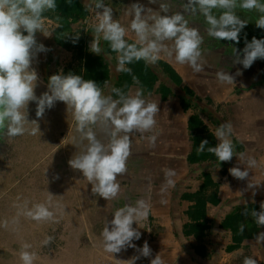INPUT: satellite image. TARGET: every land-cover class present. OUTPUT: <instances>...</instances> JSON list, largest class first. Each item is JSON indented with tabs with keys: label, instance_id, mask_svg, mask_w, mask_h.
<instances>
[{
	"label": "clouds",
	"instance_id": "clouds-1",
	"mask_svg": "<svg viewBox=\"0 0 264 264\" xmlns=\"http://www.w3.org/2000/svg\"><path fill=\"white\" fill-rule=\"evenodd\" d=\"M155 4L156 0H149ZM56 0H0V139L22 136L27 132L36 135L40 132L38 120L42 119L46 110L52 109L57 102H63L67 110H71L76 121L78 137L73 143L79 146L83 141L87 144L79 152H75L68 164L73 170H78L91 184V191L99 197L111 200L120 192L117 177L127 171V160L131 154L130 135L133 132H149L156 125V115L159 112L158 103L144 98L143 90L138 89L134 95L125 94L121 89L112 88L118 99L111 95H104L97 82L85 80L81 75L62 71L48 78L47 90L37 96L39 74L33 67V61L38 53L47 52L44 44L38 43L37 33L51 37L44 27V13L55 11ZM257 11L261 15L256 20L257 28L264 29V2L262 0H186L183 4L185 13L201 15L208 25V36L217 40L240 42V33L248 22L237 15V9ZM160 12L147 15L151 9L141 3L129 5V14L132 15L131 30L136 40L129 43L125 37L127 30L118 20L113 19V10L104 3V0H91L86 10L94 12L98 23L94 27L95 36L90 43V51L99 56L102 49L100 39L108 42L112 52L116 53L117 72L131 74L132 69L127 67L133 62L143 60L146 64H155L166 53L168 57L180 65H188L196 73L204 70L201 45L204 42L199 29L189 26V21L181 12L168 15L169 6L161 3ZM218 13V15L216 14ZM26 33V34H25ZM79 39L74 37L73 43ZM170 42V43H166ZM237 50L235 49V52ZM234 52V53H235ZM257 59H264V38L253 37L251 41L245 39L242 49V58L236 55L234 63L244 69L250 68ZM242 73L238 70L236 76ZM221 84H235V76L225 71L216 73ZM133 80L139 83L133 76ZM34 102L36 105V119L29 120L28 107ZM27 125H33L30 129ZM97 125L108 137L103 143L97 138L92 126ZM233 133L231 123H222L216 128L214 136L218 143L208 147L207 151L221 162H230L233 157L245 166L241 170L239 164L228 169L231 176L245 180L249 176V169L257 166L253 157L245 158L244 153H237L230 138ZM150 142L155 143L156 137L151 136ZM207 139L200 142L197 152L205 151ZM175 171L168 169L165 173L168 185H174L170 177ZM256 184L248 183V188ZM52 194H50L51 197ZM255 195V192H253ZM149 205L138 200L135 206L125 205L117 209L113 218L106 222L102 232V244L105 252L120 253L128 248H134L139 253L124 264H136L141 257H151L152 250L147 241L141 248H137L134 240L141 238L138 228L140 221L147 218ZM25 215L35 221H50L55 213L44 203H38L25 212ZM249 215L255 224L264 227V201L260 203V210L245 209L242 213ZM245 225H239L243 233ZM255 239L264 242V232H259ZM53 237H46L43 243L49 244ZM30 245L25 244L24 249ZM35 254L27 250L20 252L22 264H33ZM150 264H165L160 254L150 260ZM243 264H257L252 257H245Z\"/></svg>",
	"mask_w": 264,
	"mask_h": 264
},
{
	"label": "crops",
	"instance_id": "crops-1",
	"mask_svg": "<svg viewBox=\"0 0 264 264\" xmlns=\"http://www.w3.org/2000/svg\"><path fill=\"white\" fill-rule=\"evenodd\" d=\"M126 37V39L136 40L132 36ZM105 57L110 64L111 73L110 80L102 89V93L106 96L111 95L113 98L114 93L111 89L115 88L120 72L116 71V56L106 55ZM230 60L233 65L234 58L231 57ZM158 61L169 64L179 75L182 83L180 85L174 83L164 73ZM158 61L150 64L158 79L153 89L147 91L135 82L128 92L134 95L138 89H141L146 100L158 103L156 125L149 132L129 134L131 154L127 160V171L117 177L120 192L116 198L111 199L118 201L115 204L117 209L125 205L135 206L141 199L150 206L147 218L140 221L138 225L134 224L133 227L140 231L142 222L150 220L155 246L151 257H147L142 263L140 259V263L136 264H150V260L157 254L161 255L165 264H220L223 256L221 251L226 255H237L248 247L252 249V252H255L254 248L257 247L264 249V242L259 243L254 238L245 239L240 247L229 252L227 248L235 244L233 233L220 227L226 215L235 209L251 202L260 206V203L264 201V107L259 106V99L256 93H252L253 91L243 92L236 88L235 84H221L217 80L216 73L225 71L235 76V83H238L236 81L239 78L235 75L237 72L235 68L238 67L236 63L231 72L224 69L217 70L216 67L215 70L212 69L213 71L206 70L204 66L202 72L196 73L190 66L177 64L174 58L168 56H161ZM208 61L212 64L227 65L215 57L209 58ZM161 85L170 90L166 99L162 98L164 91H161ZM257 92L261 94L260 98L264 96L260 90ZM192 117H197L202 122V126L194 130L190 129L189 123ZM30 118L31 116H29L30 121L36 119V117ZM222 123L232 124L233 133L230 138L236 152L244 153L246 159L253 157L257 161V166L249 169V176L245 180L236 179L228 172L229 168L238 164L241 170H244L245 166L238 157H233L230 162L219 164L215 155L210 153L209 158L204 161L196 163L189 161L194 149L195 136L201 134L204 139L208 138L205 132L200 133V129L206 128L212 136L211 143L215 146L218 141L214 133ZM27 127L30 129L32 125ZM94 127L97 137H102V142L105 143L108 137L100 126L94 125ZM151 136L156 137L154 144L150 142ZM21 158H23L20 160L22 164L25 165L27 161L26 164L29 165L26 169L28 173L36 161L42 159V156L31 159L25 155ZM44 163V161L40 162L38 169L44 168ZM51 164H53L51 161L45 163L44 166L48 170V172L45 171L46 173L53 171L54 167L52 166V169L49 167ZM168 169L176 173L175 176L170 177L174 185L167 183L168 178L165 173ZM61 172L63 171L60 170L59 173ZM208 177L216 185L208 188L205 196L217 192L220 202L217 205L211 203L206 205L210 229L202 239H196L195 235L184 234L189 228L188 225L194 222L187 215V211L195 204L192 199H186L185 196L201 190ZM248 183L257 186L248 188ZM100 206L102 205L99 204ZM101 222L100 220L94 224L96 231H101ZM260 232H264V227ZM198 245L205 246L204 257L196 254L195 247ZM217 247L218 250L215 249ZM215 251L218 253L215 254ZM125 252L128 255L129 248ZM212 259L214 262L211 263Z\"/></svg>",
	"mask_w": 264,
	"mask_h": 264
},
{
	"label": "rangeland",
	"instance_id": "rangeland-1",
	"mask_svg": "<svg viewBox=\"0 0 264 264\" xmlns=\"http://www.w3.org/2000/svg\"><path fill=\"white\" fill-rule=\"evenodd\" d=\"M82 1L85 6L91 2V0ZM137 2L151 9L146 13L149 16L157 13L164 14L159 9L161 3L169 6L168 15L183 13L189 21V26L199 29L204 38L201 49L205 69L215 70L216 67L217 70L224 69L231 72L238 65L239 69L238 67L235 69L243 75L238 76L239 80L236 81L238 83H235V87L243 92L256 93L259 106L264 107V96L260 98L261 94L257 92L260 90L264 94V59H257L248 69H244L240 64L231 65L230 63L231 57L235 60L236 55H240L242 58L245 39L250 42L253 37L257 38L260 32L255 25L257 18L250 13H244L246 10L239 8L236 10L238 16L243 12L240 18L248 22L241 31L240 42L237 44L208 36L206 31L208 25L204 17L184 12L183 4L186 0H156L155 4H150L149 0H104V3L113 10V19L118 20L126 28V36L133 38L136 36L130 28L133 17L129 14V5ZM258 15L260 16V13L255 11L254 16ZM97 23L95 13L89 11L86 19L75 26L72 35L79 34L77 31L89 32V29H94ZM43 24L50 35L58 26L50 18H44ZM94 36V32L88 35V48ZM37 41L48 49L47 52L38 53L33 61V67L39 74L38 86L35 90L39 96L47 90V81L51 75L67 68H77L79 59L73 49L58 46L52 35L45 37L42 33H37ZM71 47L73 48V43ZM161 56L164 57L167 54L162 52ZM214 57L227 65L212 64L208 61L209 58L214 59ZM35 109V103H30L28 107L30 119L36 117ZM38 124L40 132L36 135L27 132L22 136L0 140V264H22L20 260L22 250L35 254L33 264H124V261L138 256L139 253L134 248H129L128 255L124 250L115 254L114 257L103 249L101 232L106 222L113 218L117 210L115 204L118 201H106L97 197L92 193V186L82 173L69 166L68 161L73 154L82 150L87 144L86 140L79 146L73 143V138L78 137L79 134L76 131V121L71 110H67L63 102H57L52 109L46 110L44 117L38 120ZM92 128L95 131L94 125ZM97 138L103 140L100 136ZM107 142L108 139L105 140V143ZM25 155L31 159L42 156V159L37 160L34 167L29 170L30 173H26L29 166L26 164L27 161L25 165L20 161ZM43 161L53 163L49 166L54 167L52 172H45L47 170L45 163L44 168L38 169L39 163ZM60 170L63 172L59 173ZM50 194H52L51 197ZM38 203L46 204L55 213L53 220L38 222L25 215L27 210ZM99 204L102 206L99 207ZM100 220L102 221L101 231H96L94 224ZM151 226L150 220L142 222L141 238L133 241L137 248H141L147 241L153 251L155 237ZM49 236L53 237V240L45 245L43 241ZM25 244L30 247L24 249ZM254 251L252 252L250 247L237 255H226L221 251L222 260L218 259L219 255L217 259L220 264H243L245 257H252L257 264H260L264 261V249L257 247ZM217 253L218 251H215V254ZM140 259L142 263L147 258ZM140 259L136 263H140ZM212 262H214L213 259Z\"/></svg>",
	"mask_w": 264,
	"mask_h": 264
},
{
	"label": "trees",
	"instance_id": "trees-1",
	"mask_svg": "<svg viewBox=\"0 0 264 264\" xmlns=\"http://www.w3.org/2000/svg\"><path fill=\"white\" fill-rule=\"evenodd\" d=\"M56 3L57 8L55 11H48L44 13V18H50L58 24L57 28L51 34L52 38L54 39L55 43L61 48L73 49L79 59V65L77 66V68H67L62 72L64 74L72 72L73 74L81 75L85 80L92 79L97 82L98 86L102 90L109 82L111 73L110 64L105 56L110 55L112 57H115L116 53L111 51L108 42L104 41L102 38L100 39V47L102 49L100 55L97 56L90 51V49L87 47L88 35L90 33H93L94 29H89V32L83 33L77 31L79 34H82L72 35V31L78 24V22L85 20L89 13V11L86 10V6L82 0H56ZM246 12L252 14L253 17L257 19L259 18V15L254 16L255 11H244V13ZM244 13L242 12V14ZM258 29L260 32L257 36V39L264 38V31L260 28ZM76 36H79V39L76 40L75 43H73V39ZM126 40L129 43L135 42L130 39ZM72 43L73 48L71 47ZM158 63L161 68H163L164 73H166L174 83H176L177 85H180L182 83L179 75L169 64L162 61H158ZM126 66L131 68L132 72L131 74L120 72L115 84V88L121 89L127 95L130 87L133 85V83H135V81L133 80V76H135L138 79L139 85L141 87L145 88L147 91H151L153 89L158 79L150 64H146L143 60H141L138 62H133ZM160 89L161 91H164L162 98L166 99L167 95L170 93V90L164 85H161ZM113 98L118 99L115 93L113 94ZM199 126H202V122L197 117H192L189 123L190 129L194 130ZM200 133H204L205 135H207L209 144L206 145L204 152L198 153L197 148L200 142L204 140V138L201 136V134L195 136L193 140V153L189 159V161H191L192 163L201 162L209 158L210 153L207 151V148L214 146L213 143H211L212 136L211 134H209L206 128H201ZM215 185L216 184L213 183V181H211L208 177V180L205 181V183L202 185L201 190L194 194L185 196L186 199H192L195 203L187 211V215L194 222L188 225L189 228L184 232L186 236L195 235L196 239H202L206 235V232L210 229V222L207 218L206 205L208 203L217 205L219 204L220 199L218 198L217 192H213V194L210 196H205V193L208 188ZM245 209H248L249 212H251L252 209L259 211L260 206L251 202L248 205L239 207L230 214L226 215L223 222L220 224L221 228L228 229L233 233V242L235 244L227 248L229 252L234 251L235 249L240 247V244L245 239H254L263 228H259L250 215L248 217L242 215ZM242 223L245 225V230L243 233L239 231V225ZM195 250L196 254H198L199 256H205V246L198 245L195 247ZM260 264H264V261H262Z\"/></svg>",
	"mask_w": 264,
	"mask_h": 264
}]
</instances>
